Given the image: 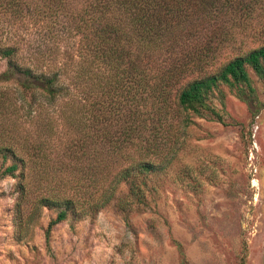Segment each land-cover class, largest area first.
Returning <instances> with one entry per match:
<instances>
[{"label": "trees", "instance_id": "16d2710c", "mask_svg": "<svg viewBox=\"0 0 264 264\" xmlns=\"http://www.w3.org/2000/svg\"><path fill=\"white\" fill-rule=\"evenodd\" d=\"M11 1L42 43L0 42V82L16 85L0 88L11 121L0 130V178L18 180L20 219L57 213L47 239L63 221L97 215L122 186V212L147 207L187 115L223 121L213 101L224 88L260 111L251 73L264 82V0ZM57 105L68 128L59 144ZM26 112L45 122L33 134L18 123Z\"/></svg>", "mask_w": 264, "mask_h": 264}, {"label": "rangeland", "instance_id": "374dc122", "mask_svg": "<svg viewBox=\"0 0 264 264\" xmlns=\"http://www.w3.org/2000/svg\"><path fill=\"white\" fill-rule=\"evenodd\" d=\"M11 3L0 0V42L40 39L42 28L28 15L21 19ZM6 67L0 58V74ZM251 76L259 113L253 116L249 104L224 88V98L213 101L223 121L187 115L191 123L172 163L152 178L147 207L122 212V186L97 215L63 221L47 239L57 213L45 208L20 219L18 180L0 178V264H264V82ZM32 116L21 113L18 120L31 134L45 123ZM54 120L52 142L64 143L68 128L56 112ZM10 124L0 111V130ZM33 142L45 143V136Z\"/></svg>", "mask_w": 264, "mask_h": 264}]
</instances>
